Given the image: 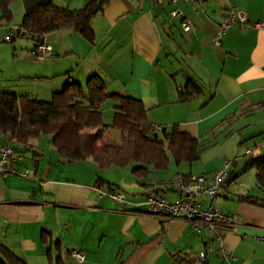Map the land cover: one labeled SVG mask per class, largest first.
Listing matches in <instances>:
<instances>
[{
    "label": "crops",
    "instance_id": "obj_1",
    "mask_svg": "<svg viewBox=\"0 0 264 264\" xmlns=\"http://www.w3.org/2000/svg\"><path fill=\"white\" fill-rule=\"evenodd\" d=\"M52 2L58 7L77 9L87 0ZM229 6L243 11L247 20L244 25L232 23L221 36L220 44L215 45L213 37ZM5 9L11 15L5 26H12V30L16 26L18 31L24 14L22 0H0V17ZM174 10L176 15L172 14ZM14 17L16 22L12 24ZM185 22H189L188 30H184ZM256 23H264V0H179L161 4L152 0H110L92 21L93 44L73 29L54 30L44 37L52 50L41 61L32 63L13 44V67L20 79L43 84L29 90L35 98L28 97L40 98V102L49 100L69 82L85 86L89 76L98 74L108 92L141 100L151 124L168 129L178 125L200 140L228 120L245 118L239 133L241 141L256 142L247 147L252 148L248 154L252 158L243 174L251 168V160L264 156V27ZM4 30L0 26L5 36ZM20 37L34 42L30 50L34 47L36 41ZM18 77L13 76L12 80ZM189 79L201 92L191 90L200 96L180 101L178 88L187 86ZM107 108L102 106L103 111ZM256 117L258 120L251 122ZM118 137L116 141L120 140V133ZM41 139L24 150L0 130V145L23 150L13 166L28 173L27 177L0 176L3 261L2 249L6 248L26 264H186L208 246L217 249L204 228L198 234L192 223L181 217L164 220L146 214L145 199L154 191L171 201L177 200L173 177L211 176L224 167L223 162L201 171L191 168L176 172L171 183L161 178L156 183L146 181L152 169L164 170L148 165V173L140 175L145 180L135 195L128 193L123 200L110 201L101 191L106 180H94L93 175H99L101 167L91 159L79 161L83 167L71 165L78 162H61L48 136L46 141L53 154L47 157L40 148ZM235 164L233 161L230 171ZM140 166L139 163L133 172ZM223 188L213 203L238 221L235 229L221 232L223 247L232 259L223 261L217 253L208 254L204 264H264V241L258 238L264 235V207L240 198L261 196V192H224ZM69 207L86 211L87 215H79L81 228L62 219ZM71 248L83 252L82 263L71 256Z\"/></svg>",
    "mask_w": 264,
    "mask_h": 264
},
{
    "label": "trees",
    "instance_id": "obj_2",
    "mask_svg": "<svg viewBox=\"0 0 264 264\" xmlns=\"http://www.w3.org/2000/svg\"><path fill=\"white\" fill-rule=\"evenodd\" d=\"M109 1L87 0L83 7L70 9L56 6L52 0H22L24 15L16 34L39 42L51 31L73 29L93 44L92 21ZM10 18L9 9H5L0 17V26ZM193 82L189 79L187 86L178 88V100L200 96L191 90L200 91ZM109 99L113 101L114 112L111 122L106 124L102 106ZM109 128L120 132L119 141H104ZM0 130L24 150L42 136H48L60 155V161L65 163L91 159L99 167L106 168L124 166L136 160L142 164L134 170L139 175L148 173V165L158 170L165 169L170 157L177 164H191L209 145L205 140L183 132L178 125L155 130L141 100L108 92L98 74L89 76L85 86L69 82L62 90L54 92L49 100L42 102L0 90ZM14 149L18 153L23 152L16 147ZM249 166L255 169L256 186L261 196L240 198L264 207V156L251 160ZM2 250L5 261L0 259V264H26L6 248Z\"/></svg>",
    "mask_w": 264,
    "mask_h": 264
},
{
    "label": "rangeland",
    "instance_id": "obj_3",
    "mask_svg": "<svg viewBox=\"0 0 264 264\" xmlns=\"http://www.w3.org/2000/svg\"><path fill=\"white\" fill-rule=\"evenodd\" d=\"M22 14V20H23ZM15 18V17H14ZM17 18V17H16ZM16 18L12 21V24L16 22ZM4 31L6 35H13L15 40L13 41H5L4 35L0 32V86L1 90L6 92H11L14 94H25L26 96H32L35 98V95L29 92L31 88L35 85H43L40 84L41 82H36L32 84L30 79H20L16 74V70L13 67V59L15 52L13 51V44H15V48L19 49V51L25 52V56L31 60L32 63L36 61L32 59L29 55L30 48L33 41L29 40L25 37H20L16 34L17 27L14 26V30H12V26L10 28L6 27L5 24L3 25ZM6 27V28H5ZM21 40V41H19ZM11 46V47H10ZM20 46L23 49H20ZM179 58V55L178 57ZM18 77L16 80H12V77ZM29 92V93H27ZM40 100V98H38ZM113 102L111 99L107 100L103 105L105 109L103 114L104 123L109 124L112 120L113 115ZM258 118H254L251 122H256ZM246 123L245 118L236 119L234 121H226L223 123V126H219L215 129V131L211 135H207L205 137V142L209 143L208 147L201 153L200 158L192 162L191 164L188 162H182L180 164H176L173 159L170 157V162L168 166L162 171H155L151 170L149 173V177L146 179L148 182L156 183L159 178L167 180V182L171 183L173 180L174 173L176 172H187L191 168L194 171H201L202 168H212L219 165L221 162L224 165L226 161H236L235 166L231 168V171H228V178H227V185L223 188V191H236V190H243L246 192L250 190L252 193L257 194L259 191L256 186V177H255V169L253 167L248 168L245 170L243 174L241 172L244 170L246 163L252 158L246 154L247 147H253L256 141L252 140L249 141L247 139L246 142L241 141L240 132L242 131L243 125ZM119 131L116 129L109 128L106 130L104 135L105 142H117L116 140L119 139ZM241 141V142H240ZM49 142L46 141V136H42L41 139V149L45 151L47 157L52 156L53 152L49 149ZM253 145V146H252ZM51 147V146H50ZM228 160H226V158ZM88 160V159H87ZM225 160V161H223ZM86 161V160H84ZM82 161V162H84ZM77 163V162H76ZM87 167H91L92 164L83 163ZM75 167L81 166L80 162L77 164H71ZM139 165V162L133 160L124 166H117L111 165L106 168H99V175H93L94 180H98L100 178L106 180L104 182V187L102 186L101 191L106 193L111 192L114 190L117 194H121L124 196H128V193L136 194L137 191L142 187L140 182L144 181L145 179H140L143 176H140L133 172V169ZM222 165V166H223ZM73 166V167H74ZM85 166V167H86ZM83 167V166H81ZM86 167V168H87ZM88 171L87 174L90 175ZM100 177V178H98ZM173 177V178H172ZM172 178V180H171ZM171 180V181H170ZM109 183L112 184L110 187ZM222 191V189H221ZM259 193V192H258ZM105 199L110 201L112 197L109 195L104 196ZM86 211L72 209L69 207V210H64V215L62 216L63 220H67L70 223H75L77 227L81 228V218L80 216L87 215ZM80 215V216H79ZM88 220V216H87ZM66 231V229H64ZM73 248V247H72ZM71 248V249H72ZM70 249V250H71ZM77 262V261H76Z\"/></svg>",
    "mask_w": 264,
    "mask_h": 264
},
{
    "label": "built area",
    "instance_id": "obj_4",
    "mask_svg": "<svg viewBox=\"0 0 264 264\" xmlns=\"http://www.w3.org/2000/svg\"><path fill=\"white\" fill-rule=\"evenodd\" d=\"M179 0H152L155 4L164 2L176 3ZM196 2L197 0H185ZM178 12L174 10L173 15ZM247 18L243 11L236 10L229 6L227 16L224 19L219 31L213 37L215 45L220 44V39L227 32L230 25L238 22L244 25ZM259 27H264V23H256ZM189 22L183 24L184 30L189 29ZM5 41H12L13 35H5ZM52 50L50 44L45 42H36L34 47L29 51V55L35 61H41L46 58ZM155 130L160 131L162 126L154 125ZM252 148L246 149V154L251 153ZM21 155L10 145H0V176L7 174H17L22 177H27V171L21 170L13 166ZM233 164V161H226L222 169L216 170L211 176L205 174L200 175H176L172 180L173 188L178 192L177 200L171 201L165 196L159 195L154 191L147 194L145 199L146 214L157 217L159 219L170 220L174 218H183L192 223L193 229L200 234L202 228L207 230L211 239L216 242L217 249L211 246L205 250L199 251L186 264H204L208 254L217 253L221 260L229 261L232 259V254L223 247V239L221 232L224 230H233L238 225V221L234 215L220 211L213 203L214 199L219 195L224 182L228 178V170ZM107 195L116 200H123V195L117 194L114 190ZM204 199V200H203ZM261 241H264V235L258 236ZM71 256L78 262L84 261V254L79 248H74L70 252Z\"/></svg>",
    "mask_w": 264,
    "mask_h": 264
},
{
    "label": "water",
    "instance_id": "obj_5",
    "mask_svg": "<svg viewBox=\"0 0 264 264\" xmlns=\"http://www.w3.org/2000/svg\"><path fill=\"white\" fill-rule=\"evenodd\" d=\"M32 40H34V39H32ZM34 41H35V40H34ZM39 42H40V43H43V42H44V39H41Z\"/></svg>",
    "mask_w": 264,
    "mask_h": 264
}]
</instances>
